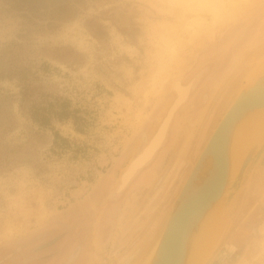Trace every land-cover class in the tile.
<instances>
[{
  "label": "rangeland",
  "instance_id": "374dc122",
  "mask_svg": "<svg viewBox=\"0 0 264 264\" xmlns=\"http://www.w3.org/2000/svg\"><path fill=\"white\" fill-rule=\"evenodd\" d=\"M168 2L0 0V264H121L136 246L129 264L145 262L191 165L248 80L244 61L249 69L264 57V46L254 52L264 44V0L185 41L181 63L168 70L193 87L163 144L121 188L122 171L175 96L168 86L151 94ZM57 97L84 119L83 131L53 121L67 142L28 114ZM229 247L236 258L227 263L264 264V153L233 199L220 242L198 264L226 263Z\"/></svg>",
  "mask_w": 264,
  "mask_h": 264
},
{
  "label": "water",
  "instance_id": "95a60500",
  "mask_svg": "<svg viewBox=\"0 0 264 264\" xmlns=\"http://www.w3.org/2000/svg\"><path fill=\"white\" fill-rule=\"evenodd\" d=\"M263 48L255 49L254 52L260 53ZM247 69L246 63L245 70ZM245 70L237 78L236 84L241 82ZM256 72L254 79L248 77L207 138L158 230L155 244L147 253L145 262L140 264H191L198 257L199 243L207 223L211 233L207 240L210 248L209 254H205V261L217 247L227 229L233 199L264 153L263 130L252 137L236 160L232 157L233 143L237 140L245 119L256 109L264 107V67H259ZM167 131L157 149L165 141Z\"/></svg>",
  "mask_w": 264,
  "mask_h": 264
},
{
  "label": "bare ground",
  "instance_id": "6f19581e",
  "mask_svg": "<svg viewBox=\"0 0 264 264\" xmlns=\"http://www.w3.org/2000/svg\"><path fill=\"white\" fill-rule=\"evenodd\" d=\"M232 2L235 5V9L232 12V14L228 18H226V20L235 18L236 16L240 15L242 11L248 8H251L255 4H257V0H232ZM196 42H194L193 45H196L197 44ZM262 46L263 45H259L258 49H261ZM180 53L181 51L179 50L177 56L174 59V61H177V64H180L182 61ZM242 54H245V51ZM263 55H264V52H263ZM241 57L242 55L239 56V58ZM239 58H238V61H240ZM246 63L247 61L245 60L244 65ZM259 67L260 68L264 67V57L262 58L260 57V59L257 61V64L255 63L253 67H250L249 69H247L246 71L247 76L252 77L254 79L257 73L256 71H258ZM192 84H193L192 81L184 84L181 80V73L171 72V70L170 71L168 70L163 75L154 76L153 83L151 84L152 85L151 94H153L154 96L156 95L159 96L163 93L164 89L168 86L170 89L174 90L175 96L173 100L171 101L169 107L167 108L166 114L163 117L160 124L158 125L157 129L152 133V135H150L144 147L141 149V151H139L134 156V158L129 163L128 167L122 173L121 183H120L121 188L127 183V181L133 175V173L152 157L153 153L155 152L159 144L165 138L170 116L172 115L173 110L176 107H178L188 97L191 87H193ZM241 127L242 129L240 130L238 134L237 140L234 141L233 146H232V157L234 160H236L238 156L241 155V153L244 151L245 147L247 146L248 142H250L252 137L256 134L261 133L264 130V107L256 109V111L252 113L249 118L245 119ZM10 227H7V228H10ZM208 228L209 227L207 223L203 231V234L201 236L202 237L201 241L199 243L198 257L194 261H192L191 264H198L199 259H200L199 257H201V255H203L205 250L208 249L210 246V243L207 242V240L210 237L211 230H209Z\"/></svg>",
  "mask_w": 264,
  "mask_h": 264
},
{
  "label": "clouds",
  "instance_id": "9594fccd",
  "mask_svg": "<svg viewBox=\"0 0 264 264\" xmlns=\"http://www.w3.org/2000/svg\"><path fill=\"white\" fill-rule=\"evenodd\" d=\"M235 9L232 0H169L155 40L153 73H166L181 45L219 27Z\"/></svg>",
  "mask_w": 264,
  "mask_h": 264
},
{
  "label": "trees",
  "instance_id": "16d2710c",
  "mask_svg": "<svg viewBox=\"0 0 264 264\" xmlns=\"http://www.w3.org/2000/svg\"><path fill=\"white\" fill-rule=\"evenodd\" d=\"M99 29H95L94 34L99 36ZM31 92L24 93V99L30 96ZM80 109L72 107V102L68 98L57 97L56 101H45L44 105L33 104L28 110L29 116L39 125L54 129L53 121H68L71 120L76 130H84V119L80 114ZM54 136L57 139H62L67 142V138L62 136L58 130L54 129ZM15 158H8V162H14Z\"/></svg>",
  "mask_w": 264,
  "mask_h": 264
},
{
  "label": "flooded vegetation",
  "instance_id": "af4514ba",
  "mask_svg": "<svg viewBox=\"0 0 264 264\" xmlns=\"http://www.w3.org/2000/svg\"><path fill=\"white\" fill-rule=\"evenodd\" d=\"M214 85V84H213ZM221 86H219V88H220ZM212 92L213 93H215V92H217V91H214V89L212 88ZM205 97L207 98V96L205 95ZM173 161L170 163V165L167 167V169H166V171H165V173H164V175H162L159 179H158V185H157V189H159V186L161 185V183L163 182V180L165 179V177L168 175V173H169V171L171 170V168L173 167ZM55 241H54V239H52V243H54ZM236 245H238V243L236 244ZM139 247H135V249L134 250H132L131 251V253H129L128 255H127V257L122 261V263L121 264H129V262H131L133 259H134V257H135V255L137 254V251L139 252ZM227 253H226V251H224L225 253H224V260H226V263H227V261L228 260H231L232 262L233 261H235V254L234 253H232V251H233V248H231V247H229V248H227ZM75 252V251H74ZM76 253V252H75ZM75 253H73V255L75 254ZM125 260H127V261H125ZM226 263H217V264H226ZM227 264H231L230 262H228Z\"/></svg>",
  "mask_w": 264,
  "mask_h": 264
}]
</instances>
